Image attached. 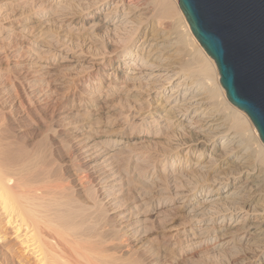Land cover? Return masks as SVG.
<instances>
[{
  "label": "bare ground",
  "instance_id": "obj_1",
  "mask_svg": "<svg viewBox=\"0 0 264 264\" xmlns=\"http://www.w3.org/2000/svg\"><path fill=\"white\" fill-rule=\"evenodd\" d=\"M0 211L20 264H264V143L177 0H0Z\"/></svg>",
  "mask_w": 264,
  "mask_h": 264
},
{
  "label": "water",
  "instance_id": "obj_2",
  "mask_svg": "<svg viewBox=\"0 0 264 264\" xmlns=\"http://www.w3.org/2000/svg\"><path fill=\"white\" fill-rule=\"evenodd\" d=\"M191 32L214 60L228 101L264 143V0H177Z\"/></svg>",
  "mask_w": 264,
  "mask_h": 264
},
{
  "label": "rangeland",
  "instance_id": "obj_3",
  "mask_svg": "<svg viewBox=\"0 0 264 264\" xmlns=\"http://www.w3.org/2000/svg\"><path fill=\"white\" fill-rule=\"evenodd\" d=\"M158 26H160V27H162V29L164 30L165 29V31L167 30H169V29H172L171 27H172V23H170L171 21L170 20H168V19H165V18H160V19H158ZM7 66V65H6ZM106 75H107V72H106ZM50 112V113H49ZM53 112H55V113H53ZM52 113H51V111H48L47 110V112L45 111V112H38V121H36L37 119H35L34 120V123H35V125H37L36 127H34V128H32V127H29L28 125H25V126H23V127H21V129H25L26 130V133H27V136H30V137H26L29 141H32V142H34L33 140L36 138V139H38V137L40 136L39 134H41V132L40 131H43L44 130V132H42V134L43 133H45L46 131H48V134H49V129H50V126L51 127H53V128H51L50 129V134L49 135H52L53 136V134H54V136H57L58 134H59V131L61 132L59 135L61 136V137H65L66 135L63 133L62 134V128L63 127H65L66 126V124H67V122H69V121H71L72 119V123H74V118H68V120H61L60 118H59V112L58 111H53ZM57 112V113H56ZM39 113L41 114L40 116H39ZM43 113V114H42ZM46 113L48 114L47 116H46ZM51 114V115H50ZM53 114V115H52ZM41 116L43 117V118H41ZM44 117H45V119L46 120H44ZM47 117V118H46ZM49 117V118H48ZM52 118V119H51ZM49 119H50V121H49ZM55 119V120H54ZM60 119V120H59ZM39 120H40V123H38L39 122ZM51 122V123H50ZM63 122V123H62ZM66 122V123H65ZM71 122H69V124L70 125H72V123ZM42 123H43V125H42ZM45 123V124H44ZM47 123H49V124H47ZM53 123H54V125H53ZM56 123H58V124H56ZM38 124H40L39 125V127H38ZM50 124H52V125H50ZM65 124V125H64ZM34 125V126H35ZM42 125V126H41ZM50 125V126H49ZM60 125H62V128H61V126ZM43 126L44 127H49V129L48 128H44L43 129ZM60 126V127H59ZM25 127V128H24ZM26 127H28V128H26ZM42 128V129H41ZM28 129V130H27ZM30 129H32V130H30ZM48 129V130H47ZM35 130L37 131V134H35ZM46 130V131H45ZM55 131V132H53L52 133V131ZM16 131V132H15ZM29 131H30V133H29ZM15 132V134H17V132H18V134H20L19 132H22L21 130H20V128H19V130L18 129H16V130H14L13 131V133ZM52 133V134H51ZM57 133V134H56ZM29 134V135H28ZM33 134H35L34 136H33ZM32 135V136H31ZM34 138V139H33ZM69 155H68V154ZM67 153H66V155H65V157L62 159V158H58L57 157V159H59V160H57L56 161V163H57V165H61V167L60 166H57V168L59 167V169L60 170H56V173H58V175H60V172L63 174V169H67V174H71V173H73L72 175H70V176H74V179L76 178V177H81V176H79V174H80V172H77L72 166H71V164H70V162L71 163H74L73 161V159H71V157L72 156H70V153L71 152H69V150L67 151ZM72 154V153H71ZM73 158V157H72ZM70 159V160H69ZM64 160H65V162H64ZM69 161V162H68ZM60 162H62V163H60ZM68 162V163H67ZM64 163V164H63ZM71 166V169H69L70 168V166ZM68 167V168H67ZM69 170V171H68ZM76 172V174H74L75 172ZM66 174V173H65ZM80 175H82V174H80ZM76 176V177H75ZM57 182V183H56ZM59 182H61V181H59V180H57V181H55V183L57 184V185H63V183H59ZM66 183H67V181H65ZM65 182H64V185H65ZM54 183V184H55ZM1 212V211H0ZM13 228H10V227H8V226H6V214H3V213H0V264H20L21 262H25V261H27L26 259L27 258H24L25 257V255L22 253V248L18 245V242H17V239H16V237H15V233L13 232L14 230H12ZM16 239V240H15ZM14 248V249H13ZM8 249V250H7ZM11 249V250H10ZM13 250V251H12ZM8 251V252H7ZM9 251H11V252H9ZM12 252H13V254H12ZM24 260V261H23ZM32 261V259L30 260V262Z\"/></svg>",
  "mask_w": 264,
  "mask_h": 264
}]
</instances>
